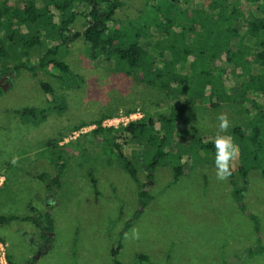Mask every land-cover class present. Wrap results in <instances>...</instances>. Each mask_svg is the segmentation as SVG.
<instances>
[{"label":"rangeland","instance_id":"374dc122","mask_svg":"<svg viewBox=\"0 0 264 264\" xmlns=\"http://www.w3.org/2000/svg\"><path fill=\"white\" fill-rule=\"evenodd\" d=\"M210 1L127 0L117 18L123 25H136L140 21L155 31L154 26L162 18L156 12L160 7L174 19L172 35L186 28L192 42L202 25L188 19V13H198V20L208 25L209 18L200 9ZM243 3L248 15L254 6ZM206 11L210 9L206 7ZM55 15L60 23L59 13ZM84 23L78 17L71 26L72 33L82 32ZM50 45L52 42L46 46ZM145 48L158 53L152 41ZM68 50L70 55H65V62L73 77L49 67L48 73L39 71L38 78H34L28 71L18 74L15 67L19 61H0V80L9 77L12 81L11 87L0 95V175L7 179L0 189V215L44 216L51 212L56 223L51 244L41 239V229L32 223L15 222L0 227L7 263L11 257L15 264H115L116 260L119 264H138L137 256L143 254L149 255L154 264H264V252L258 253V248L264 247V177L254 167L251 153H244L245 166L250 169L243 194L247 213L234 200L230 178L217 179L215 156L193 152L191 136L184 134L164 149L170 152V157L156 168L150 189L155 198L136 219L137 183L117 160L110 145L96 142L91 126L79 136L73 135V128L89 125L112 112L118 115L133 108L144 110V105L151 106V115L157 120V112L170 109L169 99H158L155 91L143 84L135 85L131 78L116 72L113 65H104L103 59L92 61L83 40L69 43L64 48ZM27 59L23 56L21 61ZM37 62L38 56L33 54L30 63ZM9 67L13 70L8 71ZM41 81L51 85L53 99L43 90ZM178 101L184 102L181 98ZM209 106L200 103V110L192 119L203 135L231 136L233 128L246 126L248 116L255 115L250 107H246L248 113L246 109L226 106L213 111ZM27 108L46 113L26 118L16 113ZM221 115L229 121V128L222 133L219 132ZM114 136L130 158L141 151H151L148 144L141 147L125 135ZM65 139L68 143L60 146L59 142ZM178 155L181 162L176 159ZM13 158L16 164L12 163ZM144 160L148 163L150 156L145 155ZM177 164L189 169L174 183ZM239 166L238 157L233 162V172L243 186ZM59 171H62L61 186L50 195L47 184L36 175L49 173L58 177ZM140 176L145 182L143 169ZM92 178L97 181L95 186ZM30 206L37 212L32 214ZM249 214L258 218L259 232ZM128 222L132 227L125 233ZM134 230L138 236H133ZM120 243L122 249L114 257L113 251ZM43 247L47 249L45 254L41 251Z\"/></svg>","mask_w":264,"mask_h":264},{"label":"trees","instance_id":"16d2710c","mask_svg":"<svg viewBox=\"0 0 264 264\" xmlns=\"http://www.w3.org/2000/svg\"><path fill=\"white\" fill-rule=\"evenodd\" d=\"M243 1L254 6L250 7L248 15L245 14L247 6H244ZM126 4L127 0H0V61H19L15 67L18 74L28 71L34 78H38L39 71L48 73L49 67H55L61 73L73 77L65 62V55H70V51H64V48L69 43L83 40L87 45V56L92 61L103 59L104 65H113L116 72L131 78L135 85L143 84L152 89L151 92L155 91L158 99H169L170 109L157 112V120L151 115V106L144 105L145 109L141 110L144 117L119 130L103 127L105 120L117 116L113 112L102 115L89 125L79 124L73 128V132H77L85 127L96 126L92 132L96 142H107L117 160L137 183L139 209L134 216L136 219L143 215L154 200L150 189L155 181L156 168L161 165V161L170 157V152L164 149L176 139L184 134L191 136L193 152L215 156L214 140L217 135H203L192 122L200 110V103H209V109L213 111L223 106L246 110V107H250L255 115L248 116L246 126L233 128L230 132L233 140L237 138L235 142L239 146L240 158L238 169L243 180V186H240L232 167V175L229 177L232 194L240 209L247 213L243 194L248 186L250 169L245 166L244 153H251L254 167L264 177V0H211L200 9L209 18L208 25L198 20V13H188V19L199 21L202 25L201 32L196 37L193 35L192 42L186 28L172 35L174 19L160 7L156 12L162 18L154 26L155 31L140 21L136 25H123L117 14ZM170 5L175 7L173 3ZM206 7L210 9L209 12ZM55 12L59 13L60 23L56 21ZM78 17L85 20L84 30L72 33L71 26ZM148 41L153 42L158 53L146 50ZM50 42L51 47L46 46ZM33 54L38 56V62L31 65ZM23 56L28 58L27 61H21ZM11 70L9 67L8 71ZM40 83L53 99L55 93L51 85L42 81ZM1 94L3 89L0 87ZM180 98L183 104L178 103ZM136 110L129 109L125 114ZM39 112L46 113L34 108L16 113L26 118L34 117ZM114 135L117 138L125 135L132 142L140 143L141 147L148 144L151 151H141L130 158L124 154ZM145 155L150 156L148 163L144 160ZM176 159L181 162V155ZM182 165L174 166V183L188 172L189 168ZM142 169L146 172L145 182H142L140 176ZM61 175L62 171H59L58 177L42 173L37 174L36 178L47 184V192L50 194L60 188ZM90 175L93 177L94 173ZM91 181L95 186L96 179L92 178ZM95 192L100 194L97 189ZM30 211L32 214L37 212L31 206ZM249 216L259 232L258 218L253 214ZM15 222L32 223L41 229V239L44 238L45 243L54 242L52 235L56 223L51 212L44 216L0 215V227ZM131 227L132 223L128 222L125 232ZM0 241L4 242L1 238ZM121 248L122 244L113 251L114 257H117ZM46 250L41 248L44 254ZM263 252L264 247H259L258 253ZM137 260L138 264H153L148 255H138ZM8 264H15L13 258L8 257ZM115 264H119L117 260Z\"/></svg>","mask_w":264,"mask_h":264},{"label":"clouds","instance_id":"9594fccd","mask_svg":"<svg viewBox=\"0 0 264 264\" xmlns=\"http://www.w3.org/2000/svg\"><path fill=\"white\" fill-rule=\"evenodd\" d=\"M219 132H226L229 128V121L226 116L219 117ZM214 147L216 150L214 165L216 168V177L218 180L226 181L232 175L233 162L239 156V146L234 142L233 138L229 135H220L215 137ZM16 158H13L12 163L16 164ZM133 236H138L134 230Z\"/></svg>","mask_w":264,"mask_h":264},{"label":"built area","instance_id":"2783aa9c","mask_svg":"<svg viewBox=\"0 0 264 264\" xmlns=\"http://www.w3.org/2000/svg\"><path fill=\"white\" fill-rule=\"evenodd\" d=\"M144 117V114L141 112V110H136L133 113L130 114H125V113H120L117 116L113 118H109L103 122V127L104 128H113L115 130H119L121 127H125L129 125L132 122L141 120ZM92 129H95L96 126H91ZM86 129H89L88 127L82 128L80 131L74 132V136L78 134H85ZM76 139V138H74ZM5 248L2 242L0 241V263L1 264H8L6 260V253L4 252Z\"/></svg>","mask_w":264,"mask_h":264},{"label":"crops","instance_id":"0c3cea01","mask_svg":"<svg viewBox=\"0 0 264 264\" xmlns=\"http://www.w3.org/2000/svg\"><path fill=\"white\" fill-rule=\"evenodd\" d=\"M7 83H8V85H9V88L11 87V84H12V81L10 80V78H8L7 79ZM63 140V139H62ZM60 143V146H64V144H67L68 143V139H65V141H60L59 142ZM6 183H7V179L4 177V176H2V175H0V189L1 188H3L5 185H6ZM126 233V232H125ZM121 244V243H120ZM122 249V248H121ZM120 249V250H121ZM120 250H119V252H120ZM119 252H118V254H119ZM140 255H143V254H140ZM149 256V255H148ZM149 258H150V260H151V257L149 256ZM151 262H152V260H151ZM153 263V262H152ZM154 264V263H153Z\"/></svg>","mask_w":264,"mask_h":264},{"label":"water","instance_id":"95a60500","mask_svg":"<svg viewBox=\"0 0 264 264\" xmlns=\"http://www.w3.org/2000/svg\"><path fill=\"white\" fill-rule=\"evenodd\" d=\"M8 78H4V79L0 80V87L3 89V91H7L9 89V85L7 83Z\"/></svg>","mask_w":264,"mask_h":264},{"label":"flooded vegetation","instance_id":"af4514ba","mask_svg":"<svg viewBox=\"0 0 264 264\" xmlns=\"http://www.w3.org/2000/svg\"><path fill=\"white\" fill-rule=\"evenodd\" d=\"M50 195H51V193H50ZM50 200V199H49Z\"/></svg>","mask_w":264,"mask_h":264}]
</instances>
